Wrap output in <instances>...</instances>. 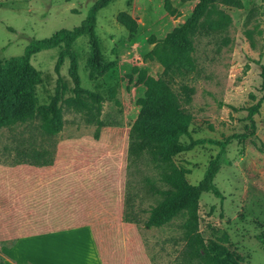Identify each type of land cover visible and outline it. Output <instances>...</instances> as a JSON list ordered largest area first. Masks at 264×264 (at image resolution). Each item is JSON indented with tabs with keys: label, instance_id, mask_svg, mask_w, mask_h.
I'll use <instances>...</instances> for the list:
<instances>
[{
	"label": "rangeland",
	"instance_id": "1",
	"mask_svg": "<svg viewBox=\"0 0 264 264\" xmlns=\"http://www.w3.org/2000/svg\"><path fill=\"white\" fill-rule=\"evenodd\" d=\"M95 1L0 0V60L21 55L31 40L45 39L61 29L79 26ZM166 1L171 10L164 8ZM198 1L112 0L97 12L96 35L104 56L114 62L112 70L102 77H88L87 36H80L72 50L77 57L81 87L104 98L101 113L97 115L95 106L87 101L81 109L64 102L72 96L73 87L65 60L59 74L67 88L59 104L62 130L53 137L47 136L39 129L38 120L0 129V204L34 189V185L62 184L61 190L51 193L48 203H55V212L59 210L58 216L66 217L65 222H72L76 212L80 221L85 218L96 222L105 239L121 234L124 253L130 241L135 244V239L130 237L133 234L143 242L150 264L181 263L183 218L157 229L122 221L119 229L113 218L117 219L119 198L123 214L129 181L134 185L135 205L148 209L154 204L153 199L140 191V183L145 175L157 180L156 173L142 162L137 170L128 167V131L140 111L137 99L145 92L144 85L137 84V73L132 67L144 68L149 75L157 77L161 72L159 65L143 63L139 52L150 51L168 32L182 25ZM241 2L240 9L220 6L232 20L223 35L228 39L227 45H222L219 38L196 41L199 73L186 81L194 89L187 109L193 118L190 132L194 139H229L226 161L213 181L221 197L210 192L201 195L198 231L205 241L213 240L225 246L240 264H264V102L253 117V135L241 144L236 138L231 139L251 132L247 109L264 94L260 77L264 64V0ZM119 12L135 20L134 31L117 22ZM247 30L251 32L250 40L245 35ZM151 37L155 39L152 43ZM59 52L58 48L43 50L31 58V64L42 75V83L36 89L39 106L47 105L55 93L54 66ZM111 88L116 89L119 105L109 96ZM96 120L101 121L98 138ZM182 140L187 142L186 138ZM32 149L48 150L53 164L36 167L25 163L21 156ZM218 150V146L210 144L197 146L177 155L174 161L190 171L187 180L196 185ZM145 217L146 214L141 215ZM9 243L10 240L0 239V246ZM33 253L35 248L25 246L10 253L12 257L6 255L16 264H34L39 251L36 256ZM61 254L66 257L65 253ZM3 261L0 254V263Z\"/></svg>",
	"mask_w": 264,
	"mask_h": 264
},
{
	"label": "trees",
	"instance_id": "2",
	"mask_svg": "<svg viewBox=\"0 0 264 264\" xmlns=\"http://www.w3.org/2000/svg\"><path fill=\"white\" fill-rule=\"evenodd\" d=\"M111 1L96 0L79 26L71 30L61 29L45 39L31 40L21 55L0 60V129L38 120L39 129L47 136L53 137L62 130L63 118L59 104L67 88L59 74L65 60L68 61V76L73 87L72 96L64 102L81 109L84 101H87L95 106L97 115L101 113L104 98L81 87L77 57L72 46L80 36H87L90 46L87 60L90 79L102 77L112 70L113 64L104 59L95 30L97 12ZM220 6L240 9L242 2L199 0L189 18L168 32L162 42L155 44L142 57L143 63L159 65L161 72L157 77L149 75L144 68L132 67V71L137 73V84L144 85L145 92L142 98L137 99L140 111L128 131V167L137 170L138 163L142 162L146 168L156 173L157 180L149 175L141 178L140 191L154 201L148 209L135 205L134 185L127 182L122 220L142 225L145 229H157L176 218H183L180 226L183 242L180 264H240L225 246L213 240L205 241L198 231V202L201 195L210 192L221 197L213 181L226 161L229 139H194L190 132L193 118L187 109L194 89L186 81L199 73L195 58L196 41L211 37L219 38L222 45L228 43L223 35L231 26L232 20ZM164 8L171 10L168 1ZM116 19L128 31L135 30L136 22L129 14L119 12ZM245 35L251 39L249 30L245 31ZM154 40L151 37L150 43ZM54 48L60 49L54 66L57 75L55 93L47 105L39 106L36 89L42 83V75L31 64V58L40 51ZM260 77L264 92V64L261 66ZM115 92L116 89L111 88V99H115ZM263 102L264 94L255 105L247 109L251 132L231 139L236 138L241 144L253 135V117ZM115 103L119 105L116 99ZM96 125L95 137L98 138L101 121L96 120ZM185 138L187 142L182 140ZM206 144L218 146L219 150L208 162L203 178L196 185H191L187 180L190 171L178 166L174 158ZM23 155L21 157L25 163L36 167H49L53 164L46 149H32L29 153L23 152ZM143 214H146L145 218H141Z\"/></svg>",
	"mask_w": 264,
	"mask_h": 264
},
{
	"label": "crops",
	"instance_id": "3",
	"mask_svg": "<svg viewBox=\"0 0 264 264\" xmlns=\"http://www.w3.org/2000/svg\"><path fill=\"white\" fill-rule=\"evenodd\" d=\"M142 51L139 53L144 56L147 52ZM103 57L114 64L104 54ZM33 187L16 199L0 204V239L11 241L8 246H0L3 264L5 261L16 264L6 254L25 246L35 248L33 256L39 251L34 264H150L143 242L136 235L130 236L135 239V244L123 242L129 246L124 250L125 254L121 249V234L105 239L96 222L85 221V218L80 221L82 219L76 216V212H73L72 222H65L63 218L66 217L58 216L60 213L59 210L55 212V203H48V199L51 193L61 190L62 184ZM118 208L117 219L113 218V222H117L120 229L123 222L120 198Z\"/></svg>",
	"mask_w": 264,
	"mask_h": 264
}]
</instances>
